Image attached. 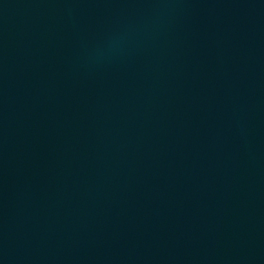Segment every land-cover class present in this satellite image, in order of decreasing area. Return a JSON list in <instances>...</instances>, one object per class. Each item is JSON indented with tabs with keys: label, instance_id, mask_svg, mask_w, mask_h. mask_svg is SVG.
<instances>
[{
	"label": "water",
	"instance_id": "1",
	"mask_svg": "<svg viewBox=\"0 0 264 264\" xmlns=\"http://www.w3.org/2000/svg\"><path fill=\"white\" fill-rule=\"evenodd\" d=\"M0 264H264V0H0Z\"/></svg>",
	"mask_w": 264,
	"mask_h": 264
}]
</instances>
